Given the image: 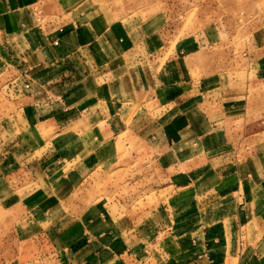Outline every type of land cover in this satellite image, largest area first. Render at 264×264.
<instances>
[{
    "label": "crops",
    "instance_id": "crops-1",
    "mask_svg": "<svg viewBox=\"0 0 264 264\" xmlns=\"http://www.w3.org/2000/svg\"><path fill=\"white\" fill-rule=\"evenodd\" d=\"M162 21L0 0V264H264V53L195 35L167 58ZM123 133L142 204L122 179L90 200Z\"/></svg>",
    "mask_w": 264,
    "mask_h": 264
},
{
    "label": "rangeland",
    "instance_id": "rangeland-1",
    "mask_svg": "<svg viewBox=\"0 0 264 264\" xmlns=\"http://www.w3.org/2000/svg\"><path fill=\"white\" fill-rule=\"evenodd\" d=\"M105 4L113 11L116 18L134 16L140 20H149L154 15L163 18L160 23L163 36L167 41V58L173 56L178 45L184 38H193L195 35L209 40L216 37L220 46H235L240 54L264 53V0H95ZM161 19V18H160ZM189 36V37H188ZM225 41H228L227 43ZM231 42V43H230ZM145 98V97H143ZM1 99V98H0ZM2 108V107H1ZM4 113H11L14 109L3 107ZM13 141L0 138V169L3 167L2 156L5 150L14 144ZM9 143V144H8ZM137 149L136 140L123 133L118 139L119 163L109 172L95 171L86 180L79 192L90 190V200L98 198L108 190V184L113 179H122L123 185L113 187L117 193L129 197L137 190L133 197L139 201L144 196V188H134L130 191V181L146 175L145 171L138 172L139 163L129 170V159ZM114 154L111 151L108 156ZM107 157V156H106ZM106 158H102L103 163ZM2 164V166H1ZM111 180V181H109ZM100 185V189H99ZM111 185V184H110ZM112 187V186H110ZM129 201V200H127ZM141 203V201H140ZM142 204V203H141ZM10 220L0 207V258L4 255L2 242L7 237ZM3 251V252H2ZM2 257V258H3Z\"/></svg>",
    "mask_w": 264,
    "mask_h": 264
}]
</instances>
